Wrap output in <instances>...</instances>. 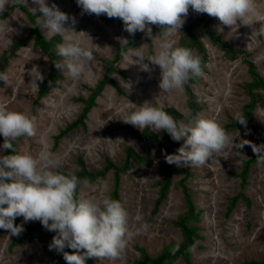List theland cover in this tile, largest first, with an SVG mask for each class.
<instances>
[{
	"label": "rangeland",
	"instance_id": "rangeland-1",
	"mask_svg": "<svg viewBox=\"0 0 264 264\" xmlns=\"http://www.w3.org/2000/svg\"><path fill=\"white\" fill-rule=\"evenodd\" d=\"M53 2L60 10L69 14L70 18L65 22V27L70 29L66 34L78 38L85 46L93 47L94 60L79 78L74 79L66 69H60L62 79L59 80L58 86L37 99L41 80H35L29 69L33 65L38 66L44 77L49 68L48 59L32 41L16 51V55L9 59L5 69L9 80L8 83L2 80L0 105L34 115L36 133L12 141L14 149L34 156L47 149L59 157L61 163L57 170L62 171H74L77 157H81L87 169L92 171L103 167L106 158L120 166L125 157V147H132L138 154L145 152L143 143L129 127L138 133L143 129L125 122L122 119L125 114L135 110L145 100L174 108L183 114L190 112L184 90L161 93L158 65L149 62L151 71H143L131 60L130 48L142 45L146 52L154 51L163 38V30L154 31L147 38H139L126 49L128 58L122 54L112 73L117 87L105 85L88 111L84 126L78 125L69 130L55 144L54 136L79 115L83 106L79 98H86L90 89L102 77L107 67L104 59L113 58L119 46L145 32L137 30L129 33L122 18L83 11L76 0H46L49 6ZM256 3L264 9V0H256ZM12 4L13 1L9 0L5 8V11L8 10L5 16L7 26L0 35V54L8 44L24 36L30 28L25 14L17 7L12 8ZM24 4L30 10L32 7L39 10L35 0H26ZM206 15L210 14L195 11L189 6L183 25L172 33L169 39L178 43L182 28ZM72 17H75V23L72 22ZM260 23H242L238 20L236 25L230 26L224 25L214 16L211 29L230 45L248 52V58L264 78V35L257 34ZM155 26L159 25L151 23V29ZM41 31L47 38L56 34L42 26ZM193 32L203 41L207 52L201 78L191 85V90L201 106L194 116L213 117L223 126L236 117L241 106L249 100L243 89V84L250 80L247 66L241 57L228 59L204 33L202 24L194 26ZM60 35L63 40L62 34ZM193 51L197 55L196 51ZM132 59L137 57L133 56ZM258 91L264 97V90ZM253 124L263 135L260 144H264V105L261 102L253 109ZM148 128L157 134L163 130ZM166 134L167 138H161L162 146L148 141L151 151L149 164L142 163L138 166L130 162L127 171L121 174L120 200L128 211L129 229L134 231L141 223V220L137 219L138 214L142 221L148 223V229L136 233L119 256L96 257L90 263H87L86 257V264H134L139 256V247L154 256L162 247L181 240V232L174 226L173 221L185 210L184 196L178 186L183 172L173 176L167 199L157 212H151L157 195L156 182L161 175L160 162L165 159L166 154L178 149L171 145L169 140L181 145L184 141L183 137L175 140L168 132ZM227 134L229 139L224 147L208 158L205 165L171 163L173 168L188 169L185 184L196 209L201 211L197 223L200 237L190 248L194 264H248L250 260H264V238L261 237L264 234V166L257 160L250 168L248 184L241 189L240 178L236 174L241 170L242 160L249 157L251 144H244L242 148L236 145L243 143L244 139L251 141L252 134L243 124L227 131ZM0 139L4 137L0 135ZM0 151H3V148H0ZM112 177V171L109 170L98 181L81 180L78 184V195L97 199L104 194L109 195ZM240 191L249 203L240 199L233 209L227 212L229 198ZM31 221L34 220L24 221L22 215L14 219V223ZM55 231L35 233L31 240H23L10 249L9 243L15 234H11L9 229L1 228L0 264H51L53 257L58 253L48 247ZM170 264L184 263L182 259L177 258Z\"/></svg>",
	"mask_w": 264,
	"mask_h": 264
},
{
	"label": "clouds",
	"instance_id": "clouds-1",
	"mask_svg": "<svg viewBox=\"0 0 264 264\" xmlns=\"http://www.w3.org/2000/svg\"><path fill=\"white\" fill-rule=\"evenodd\" d=\"M25 2L18 0V3ZM76 3L86 12L122 18L129 33L143 30L151 36V23L161 26L163 38L154 51L146 52L142 45L129 51L132 63L138 64L141 70L151 71L149 62L159 66L158 84L165 94L183 90L190 78L203 73L200 56L191 47L169 39L183 25L189 6L218 17L224 25H236L238 20L260 21L257 34L264 35V9L257 6L256 0H76ZM7 4L9 0H0V35L7 26V18L2 15ZM35 4L41 13L36 15V23L63 36L62 42L56 45L62 59L54 61L55 66L62 71L66 69L72 78H79L94 60L93 47L66 34L70 29L65 27L69 14L54 2L49 6L46 0H35ZM31 10L37 12L36 7ZM72 22L75 23V17ZM123 55L128 58L127 52ZM133 56L137 59L133 60ZM29 71L35 80L43 79L38 66L33 65ZM0 80L8 83L6 71H0ZM185 115L186 121L177 120L162 105L145 100L122 119L141 129H163L175 140L183 137V144L175 152L166 154L169 163L205 165L208 158L224 147L229 136L213 117ZM235 118L241 124L246 121L240 113ZM35 121L36 117L26 111L0 105V135L4 137L0 148L12 149V141L18 137L35 135ZM244 144H251L258 153L256 159L264 161V144L244 139L236 146L242 148ZM60 163L59 157L47 149L35 156L28 152L0 151V228L18 235L24 225L14 223L15 217L22 215L24 221L38 219L46 229L56 230L48 247L61 252L69 264H86V257L119 256L136 233L148 229V223L138 214L141 223L134 231L130 230L128 211L120 199L108 194L98 199L78 195L80 178L75 172L57 170ZM66 247L78 251H65Z\"/></svg>",
	"mask_w": 264,
	"mask_h": 264
},
{
	"label": "trees",
	"instance_id": "trees-1",
	"mask_svg": "<svg viewBox=\"0 0 264 264\" xmlns=\"http://www.w3.org/2000/svg\"><path fill=\"white\" fill-rule=\"evenodd\" d=\"M12 8H19L27 17L30 28L27 33L12 41L6 46V48L0 54V71H5L9 59L16 55V51L25 46L30 41L33 45L40 49V51L47 57L49 68L46 75L43 77L40 83V87L37 91V99L44 97L51 88L58 86L59 80L62 79V74L60 69L55 66L54 61L61 60L57 54L56 45L59 42H62V37L60 34L56 33L50 37H45L41 31V25L36 23V15H41L39 10L36 13L32 12L24 3H18V0H12ZM11 8V9H12ZM8 10H6L2 15L5 17ZM213 15H206L200 17L188 25L184 26L181 30V36L178 41V44L191 47L196 51L197 55L201 58V66L204 68V63L207 61V52L204 46L203 41L194 34L193 28L198 24H202L204 33L208 36L210 41L215 44L223 54L228 59H236L241 57L242 61L247 66V71L250 76V80L243 84V89L249 100L241 106L240 115L246 119L245 127L252 134V142L255 144H260L263 135L253 124V109L255 108L258 102H261L264 105V97L258 90H264V78L257 72L255 64L248 58L249 53L243 49L236 48L230 45L226 40H223L219 34L211 29ZM152 32L162 31L161 26L152 27ZM145 37L148 35L141 33L137 38L125 42L123 45L119 46L113 58L104 59L107 67L103 72L102 77L97 81V83L90 89V93L86 98H79V101L83 103L82 109L77 116V118L71 123L67 124L65 128L59 131L58 134L54 136L55 144L58 142L59 138L64 135L69 130L80 125L84 126V120L88 111L95 104L97 96L101 93L105 85L110 84L114 87H117L115 81L112 78V73L115 71L114 65L120 60L122 54L126 49L133 45L139 38ZM200 75L190 78L187 83L184 85V92L186 94V100L189 107V114L194 116V114L201 108L200 104L197 101L196 96L191 90V85L197 83L200 80ZM2 85V80H0V86ZM167 112H169L177 120H187V116L174 108L164 107ZM241 123L232 118L229 123L223 125L226 132L237 128ZM129 127V126H128ZM130 130L136 135V137L143 143L145 147V152L143 154H138L132 147L127 146L124 149L125 157L123 163L118 166L114 164L109 158L105 159V164L98 170L92 171L87 169L84 160L81 157L76 158V169L74 171H65V172H75V174L81 180H86L89 182H94L102 179L106 173L112 171V185L109 192L114 198L120 199V182L121 174L125 173L129 167L130 162H134L138 166L142 163L149 164L151 162V151L148 145V141H153L157 144H161V138H167V131L162 130L159 134L149 130L148 127H145L140 133L136 132L134 129L129 127ZM170 139V138H168ZM3 139H0L2 143ZM171 145H175L177 148L181 145L179 143H173L169 140ZM13 143V142H12ZM11 151H16L14 149V143L12 149H3L4 153H9ZM249 157L242 160L241 170L236 174L240 178V187L243 189L248 184V177L251 166L256 163L258 153L254 152L252 146L250 148ZM264 166V161H261ZM161 175L159 180L156 182L157 185V195L153 202L152 214L158 211L160 205L167 199L169 189L172 185V178L174 175L179 173H184L182 178L178 181V186L181 188L184 200H185V210L180 213L176 219L173 221L174 226H176L181 232V240L178 242H171L170 244L162 247V249L154 256L148 254V252L139 247V256L135 259L134 264H170L175 259H182L184 264H194L191 257L190 248L192 247L194 241L199 238L198 226L197 223L200 218V210L196 209L191 194L185 184V179L188 176L189 172L187 168H173L171 163L166 159L160 162ZM62 171V170H60ZM79 181V182H80ZM79 184V183H78ZM77 194H78V185H77ZM245 200L247 203L248 199L240 191L234 196L229 198L227 205V212H230L235 203L238 200ZM23 230L20 234H15L9 243V248L12 249L14 246L22 242L23 240H31L35 233L48 230L46 229L39 220H34L31 222H24ZM0 237H1V228H0ZM264 238V234L261 235ZM76 249H71L66 247L65 251H75ZM96 257H87V263H90ZM51 264H69L64 258L61 252H58L51 262ZM248 264H264V260H250Z\"/></svg>",
	"mask_w": 264,
	"mask_h": 264
}]
</instances>
